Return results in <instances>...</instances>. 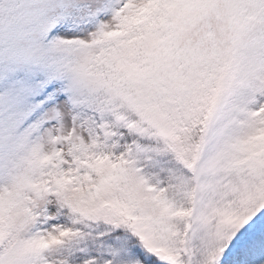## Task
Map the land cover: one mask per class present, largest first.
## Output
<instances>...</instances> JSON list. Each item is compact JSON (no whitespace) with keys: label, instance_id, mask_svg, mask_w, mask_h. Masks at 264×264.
<instances>
[{"label":"snow or ice","instance_id":"snow-or-ice-1","mask_svg":"<svg viewBox=\"0 0 264 264\" xmlns=\"http://www.w3.org/2000/svg\"><path fill=\"white\" fill-rule=\"evenodd\" d=\"M0 264H264V0H0Z\"/></svg>","mask_w":264,"mask_h":264}]
</instances>
